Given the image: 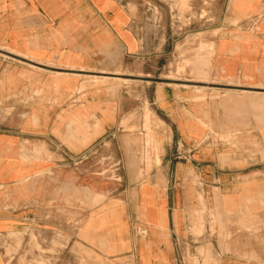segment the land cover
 Instances as JSON below:
<instances>
[{
  "label": "crops",
  "instance_id": "obj_1",
  "mask_svg": "<svg viewBox=\"0 0 264 264\" xmlns=\"http://www.w3.org/2000/svg\"><path fill=\"white\" fill-rule=\"evenodd\" d=\"M229 14L171 72L137 6L0 0L4 264L32 227L106 264H264V0Z\"/></svg>",
  "mask_w": 264,
  "mask_h": 264
},
{
  "label": "rangeland",
  "instance_id": "obj_2",
  "mask_svg": "<svg viewBox=\"0 0 264 264\" xmlns=\"http://www.w3.org/2000/svg\"><path fill=\"white\" fill-rule=\"evenodd\" d=\"M137 6L146 22L173 45L171 72L191 67L202 42L209 43L230 22L229 0H121ZM205 39V40H204ZM208 39V40H207ZM6 264H106L92 249L59 231L43 236L35 227L5 238ZM0 264H4L0 259Z\"/></svg>",
  "mask_w": 264,
  "mask_h": 264
}]
</instances>
